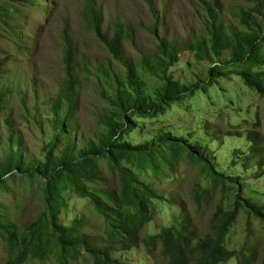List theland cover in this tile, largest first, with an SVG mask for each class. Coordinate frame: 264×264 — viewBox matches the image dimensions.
Instances as JSON below:
<instances>
[{"label":"rangeland","instance_id":"374dc122","mask_svg":"<svg viewBox=\"0 0 264 264\" xmlns=\"http://www.w3.org/2000/svg\"><path fill=\"white\" fill-rule=\"evenodd\" d=\"M2 1L18 4L22 0ZM28 1L36 2V8L17 14L7 26L8 29L12 27L14 33L23 32L25 45L5 28L6 24L0 25V58L2 51L14 56L9 68L11 72L15 71L14 80L18 83L3 113L11 125L7 129L3 125L1 134L4 141H7L8 131L19 137L18 142L13 140L14 145L21 148V154L36 169L47 161L70 155V140H75L81 148L106 131L104 115L111 109L110 96L114 93L111 82L116 83L117 75L124 80L126 70L93 34L85 15V0ZM93 1L102 10L106 32L112 36L117 28L123 27L130 35L125 44V56L136 65L145 90L154 97L162 91L170 97L177 89L195 83L203 86L211 66L230 58L229 50H224L221 58L212 59L209 55L207 17L199 0H152V8L143 0ZM221 2L220 20L227 31L233 28L248 31L241 25L243 11L250 12L264 26V0H259V8L254 0ZM66 37L73 39L79 65L77 107L70 136L55 127L53 108L65 77ZM163 39L176 42L181 49L179 59L167 71L165 81L149 73L141 64L142 56L153 55L159 40ZM24 48L26 50L22 51ZM221 67L235 73L240 69ZM22 98L25 99L24 108ZM136 123L138 128L127 137L130 141L158 143L161 136L170 133L173 137L198 142L207 147L209 162L226 177L223 181H215L202 163L186 153L187 147L182 144L177 153H173L170 144L160 145L151 160L145 158L135 162L133 169L138 183L151 189L154 195L151 221L143 227L140 237L155 235L181 223V203L190 214L191 230L197 237L202 236L208 231L209 218L216 205L222 204L228 209L238 185L242 186L245 197L264 204V176L257 178V168L250 163L242 164L239 155L235 154L237 150L246 152L249 145L246 135L251 131L258 134L264 145V99L246 87L236 74L220 78L206 93L197 91L172 104L164 115L136 119ZM102 164L110 184L116 187L117 177L110 172L105 160ZM1 185L2 220L8 219L19 231L26 229L45 209L44 179L17 175L7 178ZM63 198L59 224L68 227L75 219H81L88 223L83 232L95 236L102 234L103 221L86 200L70 192H65ZM44 235L50 238L46 246L48 252L43 258L32 259L26 264H61L55 237L51 231H44ZM225 242L229 249L242 250L245 254L254 252L257 263L264 253V227L240 212ZM114 255L130 264H153L155 261L140 246L116 251ZM7 257L0 235V264H6ZM156 259L163 261L158 249ZM77 262L92 264L86 251L81 252ZM222 264H236V259L230 258Z\"/></svg>","mask_w":264,"mask_h":264},{"label":"trees","instance_id":"16d2710c","mask_svg":"<svg viewBox=\"0 0 264 264\" xmlns=\"http://www.w3.org/2000/svg\"><path fill=\"white\" fill-rule=\"evenodd\" d=\"M22 0L18 4H8L0 0V25L6 24L17 14L27 9H35L36 2ZM206 12L208 35L210 39L209 55L212 59L221 58L224 50L230 51V58L224 63H217L208 70L207 80L203 86L195 83L183 86L168 97L164 91L152 96L144 88L137 67L125 56V44L130 35L123 27L115 30L111 36L104 30L102 10L93 0H85V15L93 34L107 47L113 58L125 67V79L117 75L112 83L113 95L110 96V107L104 115L106 131L97 140H91L79 147L75 140H70V155L55 158L34 168L29 164L21 148L16 147L13 140L19 141L8 131L7 141L1 134L2 126L6 129L11 125L3 113L10 104V96L16 90L18 83L14 80L15 71H10L9 64L12 54L2 51L0 58V187L7 178L17 175L29 179H44L45 209L38 219L26 229L17 230L14 223L3 221L0 216V235L5 243L8 254L6 264H26L35 258H43L48 252L46 246L50 241L44 231H51L59 248L61 264H78V256L86 251L92 264H130L115 257L119 250L128 251L134 247H142L147 255L155 258L153 264H222L230 258L236 259V264H264V253L257 263L256 254H245L242 250L229 249L225 238L229 229L235 223L240 212L247 218H254L264 227V204L243 195L242 186L238 185L225 209L217 204L209 218L208 231L202 236H196L191 230V218L184 203H181L178 225L164 228L155 235L140 237L143 227L151 221V200L153 192L148 187L138 183L135 162L149 158L160 145L170 144L173 153L184 147L190 157L203 164L215 181L224 180L216 167L208 160L207 147L198 142L188 141L181 137H173L166 133L159 142L135 144L127 137L138 128L136 119L155 118L164 115L176 102H181L187 96H193L197 91L206 93L209 87L218 83L220 78H229L232 74L240 77L243 84L264 99V26L250 13L243 11L241 25L248 31L234 28L229 32L220 20L221 0H199ZM259 8V0H254ZM152 8V0H143ZM18 10V11H17ZM152 10V9H151ZM23 28V27H21ZM7 30L15 35L21 43L23 32H15L12 27ZM3 42V41H2ZM63 64L65 77L60 88V95L54 103V124L62 133H72L73 114L77 107L78 62L77 50L73 39L65 38ZM26 50L25 48L22 49ZM21 52V51H17ZM181 49L174 41L159 40L153 55H143L141 64L149 73L156 74L162 81L166 80L167 71L178 61ZM238 67L237 73L224 71L221 67ZM12 74V75H10ZM155 76V75H154ZM25 99H21V106ZM24 108V106H23ZM58 141V138L56 139ZM249 143L246 152L237 150L236 155L243 161L257 168V178L264 176V145L258 134L251 131L246 135ZM54 147L56 144L54 143ZM2 150L4 151L1 154ZM240 152V154H239ZM102 160L106 161L110 172L117 177V186L110 184V179L103 168ZM65 192L86 200L97 216L103 221V232L99 236L83 232L87 226L81 219H75L72 225L59 224L58 214L60 204L64 201ZM208 191L205 196L209 198ZM264 197V193L262 194ZM200 205V201L196 200ZM0 202V213L2 211ZM49 236V234H47ZM163 261L156 259V253ZM73 261V263H72Z\"/></svg>","mask_w":264,"mask_h":264}]
</instances>
